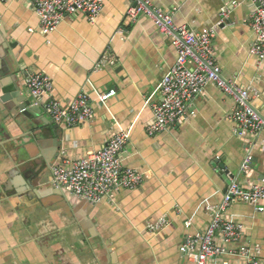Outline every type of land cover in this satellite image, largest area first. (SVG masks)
<instances>
[{
	"label": "crops",
	"instance_id": "obj_1",
	"mask_svg": "<svg viewBox=\"0 0 264 264\" xmlns=\"http://www.w3.org/2000/svg\"><path fill=\"white\" fill-rule=\"evenodd\" d=\"M103 1L95 24L84 14L66 16L50 35L41 33L28 0L0 1V264H192L180 247L207 228L209 208L223 201L229 183L264 186V131L239 138L234 102L214 84L189 105L184 121L147 135L177 53L150 19L128 18V0ZM147 1L196 32L215 28L227 11L213 41L216 59L225 79L259 91L252 107L264 120V61L249 53L258 0ZM26 73L49 77L63 106L88 95L93 119L53 123L30 96ZM112 90L116 96L101 104L99 95ZM23 99L29 117L17 108ZM120 131L129 133L123 166L144 175L141 187L95 204L55 184L54 166L100 150ZM248 147L252 163L244 172ZM224 217L246 227L234 247H250L264 264V212L239 202ZM160 219L161 230H148ZM222 261L240 264L228 255L210 264Z\"/></svg>",
	"mask_w": 264,
	"mask_h": 264
},
{
	"label": "built area",
	"instance_id": "obj_2",
	"mask_svg": "<svg viewBox=\"0 0 264 264\" xmlns=\"http://www.w3.org/2000/svg\"><path fill=\"white\" fill-rule=\"evenodd\" d=\"M4 2L6 0H0ZM39 17L42 34L54 33L66 16L84 14L91 24H95L104 9L103 0H28ZM131 6L128 18L136 22L141 16L150 19L159 32L169 38L177 53L175 65L163 78L159 93L161 102L152 105L154 122L146 125L149 137L169 131L188 116V107L197 98L205 95L208 85H216L234 102L231 114L235 123V133L239 138L257 137L264 131V120L252 107V101L260 96L256 88L244 87L235 80H227L215 56L213 41L218 27L225 23L227 11H222L215 28L196 32L186 26L174 23L170 13L153 7L147 0H128ZM249 26L255 42L250 55L264 61V0H258L249 17ZM26 85L30 96L44 109L47 117L55 124L67 127L86 124L94 117L88 95L79 94L68 106H63L53 98V82L42 74L26 73ZM116 96V91L101 93L99 102L107 103ZM129 142V133L117 132L100 150L87 153L83 159L63 161L52 168L55 184L79 199L99 203L103 199L113 201L120 190L134 191L144 183V175L123 166L122 154ZM252 163L251 149L248 147L242 171H247ZM247 203L257 212H264V186L254 185L242 189L235 180L229 183L223 201L209 208L211 220L207 228L186 237L180 247L181 254L192 264H210L211 260L228 255L237 257L240 264H261L256 252L248 246L235 248L245 237L246 227L228 221L224 214L234 203ZM166 224L165 219L150 223L148 230L157 232ZM187 227L190 223L186 224ZM220 264H230L222 261Z\"/></svg>",
	"mask_w": 264,
	"mask_h": 264
},
{
	"label": "water",
	"instance_id": "obj_3",
	"mask_svg": "<svg viewBox=\"0 0 264 264\" xmlns=\"http://www.w3.org/2000/svg\"><path fill=\"white\" fill-rule=\"evenodd\" d=\"M29 105H30V102L25 100V99H23V101H21L20 105L17 106V108L21 109L22 116L29 117L30 114L32 113V109L28 108ZM26 108H28V109H26ZM19 163L20 164H25V162H23L22 159H19ZM26 179H27L28 184L32 185L31 181L27 178V176H26Z\"/></svg>",
	"mask_w": 264,
	"mask_h": 264
}]
</instances>
